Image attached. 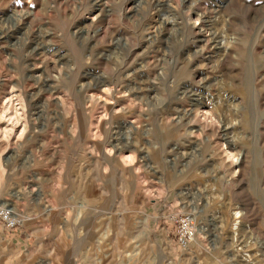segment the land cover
<instances>
[{"label": "rangeland", "instance_id": "374dc122", "mask_svg": "<svg viewBox=\"0 0 264 264\" xmlns=\"http://www.w3.org/2000/svg\"><path fill=\"white\" fill-rule=\"evenodd\" d=\"M0 207V264H264V0H0Z\"/></svg>", "mask_w": 264, "mask_h": 264}, {"label": "built area", "instance_id": "2783aa9c", "mask_svg": "<svg viewBox=\"0 0 264 264\" xmlns=\"http://www.w3.org/2000/svg\"><path fill=\"white\" fill-rule=\"evenodd\" d=\"M175 224L176 242L181 249L189 248L197 235V226L190 213L177 211L171 215ZM22 217L12 213L5 207H0V232L13 230L22 224Z\"/></svg>", "mask_w": 264, "mask_h": 264}, {"label": "bare ground", "instance_id": "6f19581e", "mask_svg": "<svg viewBox=\"0 0 264 264\" xmlns=\"http://www.w3.org/2000/svg\"><path fill=\"white\" fill-rule=\"evenodd\" d=\"M11 212L13 211V210H11V209H9ZM13 213V212H12ZM196 217V216H195ZM198 219V218H197ZM206 226V225H205ZM205 226H200L199 227V230L200 231H204L205 232V230H206V227ZM197 236H198V228H197ZM197 236H196V238H197ZM243 260H246V259H243ZM247 261V260H246Z\"/></svg>", "mask_w": 264, "mask_h": 264}]
</instances>
